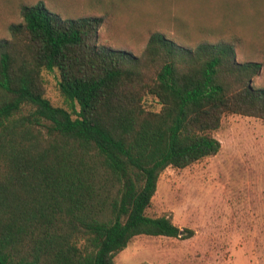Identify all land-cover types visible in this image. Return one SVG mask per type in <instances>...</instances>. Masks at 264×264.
<instances>
[{
  "label": "trees",
  "instance_id": "16d2710c",
  "mask_svg": "<svg viewBox=\"0 0 264 264\" xmlns=\"http://www.w3.org/2000/svg\"><path fill=\"white\" fill-rule=\"evenodd\" d=\"M15 1L22 19L0 31V264H119L135 236L191 237L147 210L167 167L220 152L225 115L264 119V0H0V22Z\"/></svg>",
  "mask_w": 264,
  "mask_h": 264
},
{
  "label": "rangeland",
  "instance_id": "374dc122",
  "mask_svg": "<svg viewBox=\"0 0 264 264\" xmlns=\"http://www.w3.org/2000/svg\"><path fill=\"white\" fill-rule=\"evenodd\" d=\"M45 1L48 7L54 3L58 9L67 4L69 7V0ZM19 2L2 7L14 9L11 18L0 22V31L6 36L9 21L22 19ZM84 3L85 0L76 2L80 7ZM115 25V31L122 34L125 25ZM57 76L55 71L46 73L48 95L56 104L63 105ZM253 84L264 85V68L254 77ZM215 135L222 143L220 152L186 168L167 167L147 210L151 216L171 215L175 224L192 229L194 234L189 238L135 236L116 255L119 264H244L232 242L239 212H250L248 199L254 197L255 188L264 190V119L227 114ZM250 181L254 182L253 189Z\"/></svg>",
  "mask_w": 264,
  "mask_h": 264
},
{
  "label": "crops",
  "instance_id": "0c3cea01",
  "mask_svg": "<svg viewBox=\"0 0 264 264\" xmlns=\"http://www.w3.org/2000/svg\"><path fill=\"white\" fill-rule=\"evenodd\" d=\"M253 185L254 182L250 181ZM250 212L240 211L236 217L233 246L244 258V264H263L264 261V190L255 188ZM242 213V214H241ZM231 242V241H230Z\"/></svg>",
  "mask_w": 264,
  "mask_h": 264
}]
</instances>
